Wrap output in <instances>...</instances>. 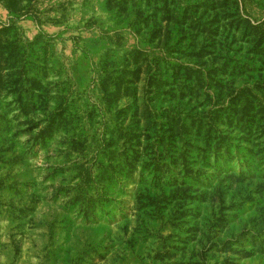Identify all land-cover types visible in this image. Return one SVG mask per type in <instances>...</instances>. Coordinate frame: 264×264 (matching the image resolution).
Masks as SVG:
<instances>
[{
	"label": "rangeland",
	"instance_id": "obj_1",
	"mask_svg": "<svg viewBox=\"0 0 264 264\" xmlns=\"http://www.w3.org/2000/svg\"><path fill=\"white\" fill-rule=\"evenodd\" d=\"M0 264H264V0H0Z\"/></svg>",
	"mask_w": 264,
	"mask_h": 264
},
{
	"label": "trees",
	"instance_id": "obj_2",
	"mask_svg": "<svg viewBox=\"0 0 264 264\" xmlns=\"http://www.w3.org/2000/svg\"><path fill=\"white\" fill-rule=\"evenodd\" d=\"M0 69H1V59H0Z\"/></svg>",
	"mask_w": 264,
	"mask_h": 264
}]
</instances>
